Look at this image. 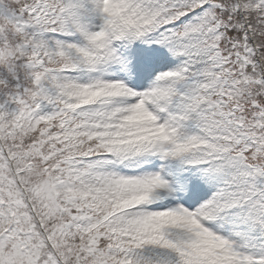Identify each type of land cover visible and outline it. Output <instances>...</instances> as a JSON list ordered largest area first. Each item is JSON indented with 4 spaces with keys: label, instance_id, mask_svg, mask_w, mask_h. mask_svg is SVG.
<instances>
[{
    "label": "snow or ice",
    "instance_id": "6c2138e0",
    "mask_svg": "<svg viewBox=\"0 0 264 264\" xmlns=\"http://www.w3.org/2000/svg\"><path fill=\"white\" fill-rule=\"evenodd\" d=\"M0 264H264V0H0Z\"/></svg>",
    "mask_w": 264,
    "mask_h": 264
}]
</instances>
